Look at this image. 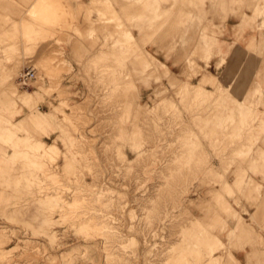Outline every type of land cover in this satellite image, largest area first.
<instances>
[{"label": "rangeland", "instance_id": "rangeland-1", "mask_svg": "<svg viewBox=\"0 0 264 264\" xmlns=\"http://www.w3.org/2000/svg\"><path fill=\"white\" fill-rule=\"evenodd\" d=\"M221 1L0 0V264H264V0L237 59Z\"/></svg>", "mask_w": 264, "mask_h": 264}, {"label": "crops", "instance_id": "crops-1", "mask_svg": "<svg viewBox=\"0 0 264 264\" xmlns=\"http://www.w3.org/2000/svg\"><path fill=\"white\" fill-rule=\"evenodd\" d=\"M74 1H75V5H76V3H77V5H79V4H90L91 3L90 0H74ZM239 1L240 0H235V4H234V0H222L221 1V3L224 5L226 4L228 6V8L226 10V13H227L226 16L227 17H225V20H224L227 33H225V35L222 36L220 51L222 53H226V57H229L228 55H231L235 59H237L240 55H242L243 52L248 51V48L253 47L256 44V42L254 40L255 36H254L253 31H252V27H247V25H245L246 31L237 37L238 29L236 27H238L239 25L242 24L244 15H247V17H252V11L251 10L243 11L242 15L241 16L239 15V13L241 11L238 9V4H236V2L238 3ZM34 4H32L31 8H29L26 11V13L30 12V10L32 9ZM255 10L260 11L264 14V3L259 2L258 4H256ZM204 12H206V13L209 12V6L204 7ZM215 23L217 24L218 21H216ZM259 23L261 24V22L258 19V24ZM128 30L131 31L130 29H128ZM132 34L134 35V37H136V35L133 32H132ZM236 38L239 39L240 42H238V41L235 42ZM136 40H137V37H136ZM232 43H235V44L233 45ZM138 46L140 47L141 45H138ZM142 49H144L143 50V52H144L143 67L147 68L148 64L151 63V65L154 66V69H152V70H154L156 72L157 79H160V80L165 79V77H164L165 72H166V75L167 74L169 75V73L175 74L174 69L176 68V66L173 64V62L171 63L170 60H166L164 58L157 56V55H160L159 53H157V55H155L154 53L156 51H154L153 48L151 50H152V53L156 57L146 47L143 46ZM210 59H211V57L208 59V62ZM242 61L246 65L244 71L242 72L243 80L245 77H248L249 81H251V79H255V75L263 67L262 66V59L260 58V56L253 54V53H250V54L245 55V57L243 58ZM215 62H216V58L212 59V63L214 64ZM160 68L162 70H160ZM199 73L200 74L202 73L201 70H199ZM227 74L228 73L225 72L223 78H226ZM201 75L202 76L197 83H190V84L193 86L201 84L204 81L203 79L206 78L207 74L202 73ZM243 80L237 81V85L235 86V91L237 92V94H240V93L245 94L248 91L252 90L250 83H249V85L246 86L245 89L243 88L244 90L242 89V84H243L242 81ZM204 87H205V84H204ZM81 88H82L84 94H86V90L83 88V86ZM143 91L144 92L148 91V88L144 87ZM210 91H212V90H210ZM243 98H244V96H243ZM243 98H241L239 100L240 103H243L242 102ZM47 130H48V134L44 136V141L48 142L49 144H53L56 141L58 143V145H60L61 143H60V140L58 139L59 131L56 129L53 130V128L52 129L49 128ZM262 151H263L262 153L264 154V150H262ZM7 152L9 155L10 152L9 151H7ZM0 158H1V155H0ZM255 159L260 164V166L264 167V155H258V157H256ZM4 166H6V165H4ZM6 167H8V166H6ZM244 227H247V226L244 225ZM250 246L251 245L249 243L245 242L242 247L233 249L232 253L243 264H248L247 263V254L251 251Z\"/></svg>", "mask_w": 264, "mask_h": 264}, {"label": "built area", "instance_id": "built-area-1", "mask_svg": "<svg viewBox=\"0 0 264 264\" xmlns=\"http://www.w3.org/2000/svg\"><path fill=\"white\" fill-rule=\"evenodd\" d=\"M36 77V72L34 69H25L20 72L18 80L19 83L24 87L28 86L29 82Z\"/></svg>", "mask_w": 264, "mask_h": 264}, {"label": "bare ground", "instance_id": "bare-ground-1", "mask_svg": "<svg viewBox=\"0 0 264 264\" xmlns=\"http://www.w3.org/2000/svg\"><path fill=\"white\" fill-rule=\"evenodd\" d=\"M34 6V5H33ZM128 40H133V39H135V37H134V35L133 34H130V35H128V38H127ZM127 39H124V38H121V39H119L118 41H117V43H118V45H119V43L120 42H127ZM115 53V52H114ZM113 54V53H112ZM124 56V55H123ZM115 58V57H114ZM150 60V59H149ZM175 81H176V79H175ZM171 82V81H170ZM173 82V81H172ZM171 82V83H172ZM173 84V83H172ZM225 201V200H224ZM241 227V226H240ZM244 229V228H243ZM173 255V254H172ZM170 261V260H169ZM168 261V262H169Z\"/></svg>", "mask_w": 264, "mask_h": 264}]
</instances>
